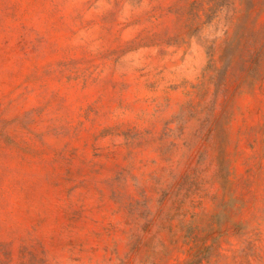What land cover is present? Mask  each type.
I'll use <instances>...</instances> for the list:
<instances>
[{
    "label": "rangeland",
    "instance_id": "374dc122",
    "mask_svg": "<svg viewBox=\"0 0 264 264\" xmlns=\"http://www.w3.org/2000/svg\"><path fill=\"white\" fill-rule=\"evenodd\" d=\"M0 264H264V0H0Z\"/></svg>",
    "mask_w": 264,
    "mask_h": 264
}]
</instances>
